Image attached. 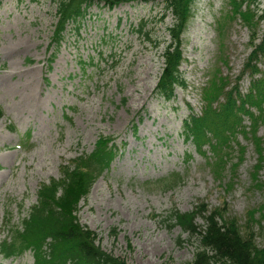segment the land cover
<instances>
[{
	"label": "rangeland",
	"instance_id": "1",
	"mask_svg": "<svg viewBox=\"0 0 264 264\" xmlns=\"http://www.w3.org/2000/svg\"><path fill=\"white\" fill-rule=\"evenodd\" d=\"M238 1L195 0L182 35L186 88H178L170 102L155 94L174 24L162 2L95 5L79 35L69 26L57 50L49 49L57 23L53 0L1 1L0 242L8 214L20 226L40 186L60 181L62 166L90 154L101 136L115 138L118 155L80 200L77 217L96 232L105 252L130 264H192L200 243L173 225V211L186 214L202 205L225 210L244 229L253 222L252 212L264 206V168L256 172L252 139L236 138L244 154L216 176L213 155L202 156L182 135L191 110L201 114L204 90L210 83L237 82L251 42L264 35V0L243 5V12L256 16L250 26L238 13ZM259 70L264 74V59ZM250 84L246 74L241 91L247 93ZM257 137L264 142V126ZM173 175L183 183L165 189ZM259 221L257 214L254 223ZM262 227H255L261 248ZM0 264H34V257H0Z\"/></svg>",
	"mask_w": 264,
	"mask_h": 264
},
{
	"label": "trees",
	"instance_id": "2",
	"mask_svg": "<svg viewBox=\"0 0 264 264\" xmlns=\"http://www.w3.org/2000/svg\"><path fill=\"white\" fill-rule=\"evenodd\" d=\"M53 1L57 23L49 49L53 47L57 50L69 32V26L79 35L82 21L95 5L103 3L104 7L114 9L135 2H162L166 12L172 15L174 24L169 29L171 43L164 53L165 66L155 94L170 102L175 99L178 88H186V80L181 72L182 35L195 0ZM260 2H237L238 13L248 26L256 16L252 10L243 12L242 7L245 3L258 6ZM259 19L264 21V11ZM143 26L145 24L141 23L140 33L143 32ZM255 41L251 42L252 52L237 82L233 85L219 82L218 86L210 83L202 95L201 114L191 110L182 123L185 141L192 144L202 156H206L207 152L213 155L210 167L216 176L234 166V161H240L239 155H243L244 150L235 143L240 135L248 141L252 139L250 142L258 155L256 172L261 166L264 168V142L257 137L258 129L264 126V74L259 70V63L264 59V35L259 43ZM54 54L49 58V64L54 61ZM246 74H250L251 84L248 92L243 93L239 83ZM2 117L3 112L0 110V119ZM245 119L250 121V126H245ZM235 152L238 156L233 155ZM117 155L115 138L101 136L90 154H82L71 165H63L62 179L40 186L37 203L31 207L20 226L12 224L11 214H8L3 226L7 236L0 242V257L16 259L31 253L34 264H130L125 259L105 252L97 244L96 232L83 226L77 217L80 200L87 198L95 182L111 168ZM182 183L183 179L179 175H173L163 187L173 190ZM225 213V210L220 209L210 211L209 207L202 205H197L186 214L177 211L171 213L173 225L198 238L200 247L192 264H264V247L257 245L255 232V227L262 229L264 222L254 223L257 214L264 220V206L259 212H252V225L247 224L245 229L236 218H229ZM200 218L204 221L202 225L197 223Z\"/></svg>",
	"mask_w": 264,
	"mask_h": 264
}]
</instances>
